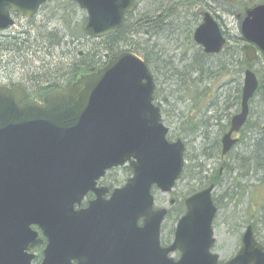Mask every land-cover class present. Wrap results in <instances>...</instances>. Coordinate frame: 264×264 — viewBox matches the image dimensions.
Listing matches in <instances>:
<instances>
[{
  "label": "water",
  "instance_id": "1",
  "mask_svg": "<svg viewBox=\"0 0 264 264\" xmlns=\"http://www.w3.org/2000/svg\"><path fill=\"white\" fill-rule=\"evenodd\" d=\"M44 1L0 0V29L13 24L7 6L30 17ZM73 1L87 11L85 30L97 38L119 31L136 8L135 0ZM240 31L247 60H257L259 51L264 53V4L246 11ZM194 40L206 53L221 52L227 42L209 12ZM258 87L257 74L247 68L241 108L223 136L222 155L237 143L233 135L247 122ZM154 90L150 67L132 51L81 73L44 102L29 100L21 85L0 86V264H30L33 255L25 250L41 241L33 225L49 237L40 264H264V245L252 225L239 251L220 263L213 251L214 184L185 199L172 242L162 244L168 207L154 210L152 188L172 193L184 170L186 146L168 139ZM126 164L132 177L105 199L106 189H98L97 181ZM91 190L96 198L77 210Z\"/></svg>",
  "mask_w": 264,
  "mask_h": 264
},
{
  "label": "rangeland",
  "instance_id": "2",
  "mask_svg": "<svg viewBox=\"0 0 264 264\" xmlns=\"http://www.w3.org/2000/svg\"><path fill=\"white\" fill-rule=\"evenodd\" d=\"M57 2L61 4V2L64 3L65 0H58ZM254 2L264 3V0H254L253 3ZM71 9H73L74 12L66 10L61 13V17L59 16L60 14H57L56 16L54 14H50V20L55 25V28L57 27L56 25H61V31L66 35V37L61 40L60 44L57 43L58 41L52 40L51 37L47 36L49 32L58 31H52V25H49L50 30L45 31L48 33H46L43 39L40 36V32H34L32 39L29 42L24 43L23 38L25 40L27 35L23 34L22 37H19L18 41H15L16 43L10 42L5 48H0V77L4 82L11 84L21 82L25 84L30 88V94L39 100L44 94L42 93V91H44V86L50 82L53 84L55 82V85H58L60 82H62L64 76L71 72V68L74 66V61L79 59L80 61H84L86 59L88 55L85 53L93 52V50L97 49V51L92 53L96 56V59H104L106 53L109 54V57L113 56L112 51L105 48V43L102 41V39H94L84 34L77 36L80 28L83 26L86 20V11L80 7L75 8L74 6H71ZM219 12L222 17L220 20V26L224 31V36L227 39L228 44L230 46L232 45L231 47L238 44L243 46L245 42L241 39V19L237 18L233 14H228V12L223 10ZM38 18L40 17L38 16ZM38 18L37 21H39ZM66 19H68V22ZM43 21L44 23L50 22L49 18L46 19V17ZM27 25L30 24L20 20L12 30L18 32V35L21 36L19 31L29 29ZM33 31L34 30L32 29V33ZM189 34L190 33L185 34L184 38H189ZM59 36L61 37L60 33ZM36 38H38V40H36ZM134 39L135 41L144 43L146 50H148V48H153L155 53L164 56L161 57L162 60H169V54L171 55L175 48L174 42H171L167 39L165 40L158 37H152L150 35L143 34L142 32L138 35L136 34ZM100 50L101 53H99ZM124 50L129 49L127 46H123L122 51ZM197 50V47L190 48L191 54L195 53ZM80 52H82L84 55L80 56ZM161 59L160 61L157 60L156 63L158 62L160 70H163L160 77H165V79H167V83L158 82L157 92H160V97H171L169 102L172 101L173 103L177 91L175 90V86H172V80L170 78L171 72L169 71L171 67H164L163 69V67H161ZM170 59L172 60L171 57ZM85 61L87 62V59ZM224 61L225 57L224 54H222V61L220 62L224 64ZM231 61L232 60L229 59V63ZM220 62L217 60V63ZM229 67V72L225 71V73H222L221 76L218 75L219 77H209L205 80V82L202 83V85H200L198 90L201 88H206V90H209L211 93L207 100L197 101L198 103L200 102L197 106H195L193 100L182 101L179 103V115L172 114V116L169 115L167 117V115L163 113V122L170 128L168 134L169 140L174 141L177 139V137H181L188 142L185 153L186 163L193 165L196 162L199 164L205 162L207 171L196 174V180L198 183H196V180L190 183L186 178L183 179L182 182L178 181L172 194L163 193L154 187L153 194L155 196L156 205L171 207L170 200L172 198L176 199L177 204L184 201V199L190 195L189 190L191 186L195 188L202 184L200 178H205L204 181H206L207 179L212 178V176H215L217 169L221 167L223 159H225L223 161L238 169V164L234 162L233 158L234 156H238L239 159L241 158V155H243L245 151L244 144H237L229 153L225 155V158H221V146L220 148L217 146V150L216 146H213L216 139L219 140L221 138V126L219 124H224V122H226L232 114H235V112L238 111L236 109L238 105H231L230 108L226 107L228 104L227 96L230 95L231 98H233L234 87V75L233 71H231V65H229ZM251 68L257 73L260 79V84H263L264 56H262V54L260 55L259 60L255 62ZM57 70L60 71L59 77L57 76ZM243 76L241 80V88L243 85ZM160 80L162 79L160 78ZM220 95L221 98L219 100L218 106L220 107L221 112L225 110L226 116L222 122H217L215 117H211L209 119L210 116L217 114V108L214 109L210 103L214 100L216 101ZM165 109L171 110V107L166 104ZM191 118H194L195 123L198 125L196 127L197 131L195 133L190 131L191 128L194 127V124L190 121ZM202 120H204V122ZM205 122H208L209 125L205 126ZM256 124H260L261 126L264 125V100H262L261 93L255 95L250 105L248 126H255ZM197 133L204 134L205 137L199 136L195 138V134ZM255 134H258V131H254L252 136ZM245 135H247L246 131H242L238 136L242 139L243 137L245 138ZM248 140L249 139L247 138L244 139L245 142ZM210 151L212 152L210 154H213V156L208 157L207 159H205L204 156H201L196 159V162L187 161L188 157L195 159L199 154H203V152L208 153ZM198 171V168L195 169V172ZM131 172L132 171L128 167H116L111 169L109 180L116 181L117 183H123L126 176L131 174ZM238 174L239 169L232 173V177H229V175L225 173V169L223 167V175L221 174L219 179L221 180L222 178L224 182V188L222 186H218L215 188L213 193L214 197L217 199L216 205L218 207V212L213 222L216 236L214 251L220 254L221 261L230 259L239 251L242 244L243 232L248 224L253 223L248 222V217L246 218L245 222L243 221L246 207L250 203V197L248 196L249 193H247L240 202L238 201L240 196H236L232 199L223 197V194L226 192L227 188L233 184V177L238 176ZM253 183H256V179L255 177H252L251 173L242 181V184L244 185L247 184L252 186ZM207 186L201 187L197 191ZM235 192L238 191L235 190ZM256 207L257 205H255V208ZM178 208L179 207L177 206L175 209H172L171 207V210L169 211V214L163 224V243H170L173 236L172 230L175 229L177 221L185 212V208H183L182 211ZM256 235L258 239L264 241V225H258L256 227Z\"/></svg>",
  "mask_w": 264,
  "mask_h": 264
},
{
  "label": "flooded vegetation",
  "instance_id": "3",
  "mask_svg": "<svg viewBox=\"0 0 264 264\" xmlns=\"http://www.w3.org/2000/svg\"><path fill=\"white\" fill-rule=\"evenodd\" d=\"M57 1L58 0H46V1L42 2L39 5V7L37 8L36 12L30 17L21 16L17 11H14L13 9H11L10 6H7V9H8L9 14H10V18L13 20V24H12V26H10L7 29H4V30L0 29V48H5L6 45L10 42L18 41L19 37H22L23 34L27 35V38H25V40L23 38L24 43L29 42L32 39V37L34 36V32H36V33L40 32V36L43 39V37L46 35V33H48L45 31L50 30L49 25H52V27H51L52 31H55V30H58V31L57 32H49L47 34V36L51 37L52 40L58 41L57 43L60 44L61 40L64 37H66V35L64 34V32L61 31V25L60 26L56 25L57 27L55 28V25L50 20V14H54L55 16L57 14H60L59 16L61 17V13L66 11V10L70 11V12L71 11L74 12L73 9H71V6L78 8V7H80V5L78 2L73 1V0H65V2L64 3L61 2V4H59ZM135 1L138 4V6H140V4L144 5V4H148V2H154L155 9H157V12H156V17H157L156 31H157V34L160 35L159 37L161 39H165V40L167 39V40L175 43V48H174L172 54L171 55L169 54V60H168V61H170V62H168V64H170V66H171V69H169V71L171 72L170 78L172 80V86L173 87L175 86V90L177 91L176 96L174 97L175 99H174L173 103H172V101L169 102L171 97H165V96L160 97L161 96L160 92L159 91L157 92L158 82L167 83V79H165V77H160L162 75L161 73L163 70L161 71L159 68L158 62L156 63L157 60L160 61L161 57H164V56L158 55L159 56L158 57L156 55L155 60L153 61V64H154L153 67H151L149 65L151 67V71H152V74L154 77V82H155L154 103H155V105L160 107L162 115H163V113H165L167 115V117L169 115L172 116V114L179 115L178 114L179 103H181L182 101L193 100L195 106H197L200 103V102L198 103L197 101L207 100L210 97L211 93L209 92V90H206V88H201L200 90H198L200 85H202V83L205 82V80L208 78V69L210 68V66L213 70L214 77H216L218 75L221 76V74L224 72V69L222 68L223 64L220 61H222V52L224 51L225 47L223 48L221 53H206L204 51V47L202 45H199L198 43H196L194 40L195 30L203 22L205 13L209 12L220 25V20L222 19V17H221V14L219 11L223 10L225 12H228V14H233L237 18L241 19L240 21H242L243 18L246 16V11L248 9L253 8L259 4H263L262 2H254L253 3L254 0H135ZM184 5H186L188 8L187 12H185L183 9ZM81 9H83V8H81ZM178 9H179L178 12H181L179 15L176 12ZM83 10H85V9H83ZM183 12H185V13H183ZM175 13H177V15H175ZM38 16L40 18H38ZM45 17H46V19L49 18L50 22L44 23L43 20ZM37 18L39 19V21H37ZM125 19H126V17H125ZM20 20H22L25 23L30 24V25H27V27L29 29L19 31L21 36L18 35V32H15L14 30H12ZM36 21H37V23H36ZM66 21L68 22V19H66ZM124 22H125V20H124ZM86 23H87V11H86V20H85L84 26H86ZM32 29L34 30L33 33H32ZM84 29H85V27H84ZM65 32H67V31H65ZM59 33H60L61 37L59 36ZM187 33H190L192 36H190L189 38H184L182 36V34H187ZM167 35L170 37L166 38ZM89 37L94 38V39H102V41H103V37H101V38H97V37H93V36H89ZM36 40H38V38H36ZM193 47H197L198 50L195 53L191 54L190 48H193ZM106 49L108 50V47ZM94 51H96V50H93V52ZM93 52L85 53L88 55L86 57L87 62L85 61L86 59L84 61H80V59L74 61V66H72L71 72H72L73 68H74L75 72L74 71H73V73L69 72L65 76L63 74L64 79L58 85H55L56 84L55 82H54V84L52 82H50L49 84L45 85V89L43 88L44 91H42V93H44V94L41 96V99H39V100L43 102L45 99V96L48 93H50L51 91L58 89V88L68 87L69 84H71V82L78 75H80L81 73H84L85 71H88L92 68L105 65V63H107V61L111 58V57H109V54L106 53L104 59H96V56L94 54H92ZM99 53H101V50ZM79 55L83 56L84 54L82 52H80ZM170 57L172 58V60L170 59ZM217 59L220 62V63H218V67H216ZM87 64H90V65L87 66ZM160 64H161V62H160ZM161 65H162L161 67H163V69H164L165 59L162 60ZM59 75H60V71L57 70V76L59 77ZM160 78L162 80H160ZM1 85H7V86L21 85L26 89L30 99H37L36 97H33L30 94V88L21 82H16V83H12V84L6 83L0 77V86ZM220 98H221V95L219 96V98L216 99V101L215 100L212 101V107L214 109L217 108V114L209 117V119L211 117H215L217 122H222L226 116L225 110L223 112H221V109L218 106ZM228 103H229V105H231V100H228ZM166 104H168L171 107V110L165 109ZM240 104H241V99H240L239 106H240ZM233 115L234 114H232L231 117H229V124L227 125V128L225 130H224V128H225V125L227 124L228 120L226 122H224V124H221V123L219 124L221 126V138L219 140H217L215 138L216 141L213 145V146H218V148H220V146H221V158H225V155H226V154L222 155V139H223V136L225 135V133H227V131L229 130L230 122H231ZM190 121L194 124L193 126H195V127L198 126L195 123L194 118H191ZM202 121L204 122V120H202ZM205 124H206L205 126L209 125L208 122H205ZM195 127H193V129H195ZM193 129H191L190 131L192 133H195V131H193ZM169 131H170V128H169ZM241 132H242V130L240 131V133ZM240 133H237L234 135L235 138H238V141L231 148V150L237 144H239L241 138L238 135ZM195 135H196L195 138H197L199 136L205 137L204 134H198L197 133ZM206 138H207V136H206ZM179 139L183 140V142L187 146V143H188L187 140H185L181 137H177L176 140H179ZM211 156H213V154H211L210 157ZM223 160H225V159H223ZM223 160H222V164L220 167V173L222 175H223V167L225 169L227 166L226 165L227 162H225ZM124 167H128L131 170V168L129 166H124ZM110 174H111V169L106 171L105 175H103L97 181V184H96V187L98 189H102V188L106 189V195H104L105 199H110L112 196V192H114V190L116 188L123 187L124 184L126 183V181L133 175V171L131 172V174H128L126 176L123 183H119V182L117 183L116 181H110L109 180ZM96 196L97 195L95 194L94 191H92V190L89 191L84 196L81 204L80 205L76 204L75 208L77 210L88 208L90 206L91 201L94 200L96 198ZM174 204L175 203L170 204V206L172 207ZM160 207H162V206H158V205H156V203H154V210H157ZM171 207L168 208V213L166 215V218L169 214V211L171 210ZM185 211H186V206H185ZM166 218H165V220H166ZM138 224L143 225V218L138 219ZM163 224H162L161 237L163 235ZM32 228L35 231H37V233H38L37 238L40 239L41 241H39L36 244H33V242L29 243L28 247L25 250V254L28 253V254L33 255V258L31 260L30 264H40L46 255L45 251H46L48 244H49V237L44 234L43 230H41L38 225H33ZM174 231H175V229H174ZM174 231L172 233L173 235H174ZM162 244L165 246L168 245L166 243H163V238H162ZM174 256L176 259H178L180 256V252H176L174 254ZM73 261L76 262V260H73ZM223 262L224 261H220V263H223Z\"/></svg>",
  "mask_w": 264,
  "mask_h": 264
},
{
  "label": "trees",
  "instance_id": "4",
  "mask_svg": "<svg viewBox=\"0 0 264 264\" xmlns=\"http://www.w3.org/2000/svg\"><path fill=\"white\" fill-rule=\"evenodd\" d=\"M183 9L185 12H187L188 10L186 5L183 6ZM178 11L179 9L176 11L179 15L181 12H178ZM156 12H157V9H155L154 2H148V4H144V5L140 4V6H138L137 4L134 12L126 16V19H125V22L122 28L118 32L103 38V41L105 43V48L108 47V50H111L112 54L115 55V54L120 53V51L123 50V46H127L129 50H133L134 52L141 55L147 61V63L151 67H153L154 65L153 61L155 60V56L158 55V53H155L153 48H148V50H146L144 43L135 41L134 37L136 34L138 35L142 32L143 34H147L152 37L160 38L159 37L160 35H158L156 31V27H157ZM177 13H175V15H177ZM84 25H85V22L83 26L80 28V31L77 34V36H80L82 34L86 35L85 30H84ZM182 36L185 37V34H182ZM189 36H192V35L189 34ZM167 37H170V36L167 35L166 38ZM241 39L243 40L242 37ZM231 46L227 44L225 46L224 51L222 52V54H224V57H225V61H224V64L222 65V68L224 69L223 73H225V71L229 72L230 71L229 65H231V68H232L231 71H233V75H234L233 98H231V96L229 95L227 96V99L231 100V105L233 106L238 105L236 109L239 110L240 108L239 103L241 99V90H242L241 88L242 76L244 74L245 69L247 67H251L255 62L247 61L243 46H241L240 44L234 45L233 47ZM229 59L232 60L230 63H229ZM168 62L170 61L165 60V67L167 68L171 67L170 64H168ZM88 65L90 64H87V66ZM216 67H218V63L216 64ZM73 71H74V68L72 69L71 73H73ZM209 77H214L211 66L208 69V78ZM44 89H45V86H44ZM263 90H264V83L260 85L256 93V95L258 93H261L262 100H264ZM211 104L212 102L210 103V105ZM231 105H229L228 103L226 107L230 108ZM228 124H229V119L227 121V124L225 125L224 130L227 128ZM195 129H193V131L196 132L197 130ZM253 130L258 131V134H255L252 136V134L254 133ZM242 131H246L247 135H245V138L249 140L245 142L244 141L245 138L243 137L239 142L242 145L244 144V147H245L244 154L241 155L240 159L238 156H234L233 158L234 162L238 164L239 174L238 176L233 177L234 179L233 184L227 188L226 192H224L223 194V197L232 199V198H235L236 196H240L238 200L240 202L246 196V194L249 193L248 196L250 197V203L246 207V211L244 210L245 216L243 218V221L245 222L246 218L248 217V222H253L252 225H253V228L256 234V227L258 225H264V129L262 128L260 124L259 125L256 124L255 126L252 125L249 127L248 122H247L245 126L243 127ZM216 150H217V146H216ZM210 153L212 152L211 151L208 153L203 152V154H199L198 156H196L195 159L194 158L191 159L188 157L187 161L196 162V159H198L201 156L202 157L204 156L205 159H207L208 157H210L211 155ZM204 164L205 162H202L200 164L196 162L193 165L190 163H186L185 169L179 181L182 182V180L186 178L191 183L192 181L196 180L197 173H202V172L207 171L205 167L206 164L205 165ZM227 166L225 168V171H226L225 173L228 174L229 177L232 175V173L235 172V170H238L236 169V167H233L228 163H227ZM197 168L199 169V171L195 172V169ZM250 173L252 174L253 178L255 177L256 183H253L252 186L247 185V184L245 185L242 184L243 179L247 177ZM216 174L215 176H212V178H209L206 181H204L205 178H200L202 184H200L198 187H195V188L191 186L189 190L190 191L189 194L196 192L201 187H204L207 185L209 186L212 183H214L216 187L222 186L224 188L223 186L224 182L222 178L221 180L219 179V176L221 175L220 168L217 169ZM196 183H198V181ZM235 190H237L238 192H235ZM214 200L216 203L217 199L215 197H214ZM176 202L172 206V209H175V207L177 206L179 207L178 209L182 211L183 208H185L184 201H182L179 204H177ZM255 205H257L256 208H255ZM172 231H174V229ZM261 242L264 244V241H261Z\"/></svg>",
  "mask_w": 264,
  "mask_h": 264
}]
</instances>
